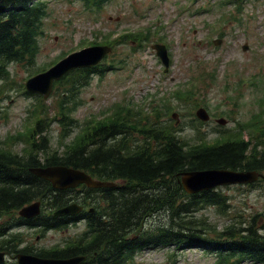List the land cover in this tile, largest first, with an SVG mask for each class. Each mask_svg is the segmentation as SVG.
<instances>
[{
    "label": "trees",
    "instance_id": "obj_1",
    "mask_svg": "<svg viewBox=\"0 0 264 264\" xmlns=\"http://www.w3.org/2000/svg\"><path fill=\"white\" fill-rule=\"evenodd\" d=\"M84 1L99 9L110 0ZM46 15L47 5L42 0L0 2V76H5L4 66L12 62L34 63ZM127 38L138 44L144 40L131 33L115 42ZM112 68H115L113 60L70 71L55 83L54 116L50 119L35 116L28 126L26 147L14 151L0 146V251L42 257L86 255L88 260L81 264H125L136 250L149 246L154 239L155 244H179L190 243L192 237H198L213 240L218 264H240L246 259L264 264V233H261L264 214L253 213L244 221L229 224L217 232L195 213L209 206L225 212L230 204L229 196L220 189L188 194L178 181V173L186 170L221 167L264 170V121H258L255 115L241 122L238 131L213 142L196 143H188L171 125L140 121L139 111L128 106L113 109L95 123L80 127L72 116L78 92L89 83L92 73L101 76ZM55 119L61 125L60 139L74 126L80 127L81 132L68 141L58 138L55 147L48 133L49 121ZM243 132L250 138H244ZM46 165L70 166L97 179L117 182L100 188L81 185V197L69 193L73 190L53 189L48 181L30 171ZM78 198L87 209L94 210L78 214V218H88V236L85 232L78 239L66 241V246L52 248L23 245V234L16 232L15 226L41 224L45 229L60 228L77 220L51 213L24 219L17 214L23 205L41 199L47 205L58 207ZM150 218L163 221L157 225L150 223L141 231V226ZM199 226L200 230L208 227L204 232H212L214 236L197 235Z\"/></svg>",
    "mask_w": 264,
    "mask_h": 264
},
{
    "label": "rangeland",
    "instance_id": "obj_2",
    "mask_svg": "<svg viewBox=\"0 0 264 264\" xmlns=\"http://www.w3.org/2000/svg\"><path fill=\"white\" fill-rule=\"evenodd\" d=\"M44 1L48 14L39 36L35 63L12 64L10 79L15 83L2 85L3 80H0V146L21 151L27 145V132H24L30 122L27 123L26 118L33 113L34 116L45 113L43 108L28 112L36 100L24 95L18 87L36 67L41 69L62 53L89 46L94 39H111L125 31L146 32L148 40L141 46L136 41L116 45L114 59L119 68L107 71L101 78L92 76L78 93L80 101L73 117L80 122L92 118L89 123H95L104 112L115 108L116 102L131 101L140 105L144 115L150 118L162 113V121L169 122L171 112H176L175 119L184 128L182 134L194 139L197 133L190 123V113H194L196 105L207 104L212 117L199 129L211 140L218 136L217 128L233 127L235 120H247L252 113L262 117L264 0H111L101 10L88 8L83 0ZM220 31L221 43L212 44L214 38H220ZM158 39L169 51L170 65L166 72L151 48ZM244 43L248 45L245 50L242 49ZM239 77L244 81L241 84L236 83ZM175 89L182 93L183 100L173 97ZM54 102L53 95L45 101L50 111ZM128 105L133 107L132 103ZM171 106L176 109L163 115ZM220 116L226 119L222 126L215 122ZM59 128L58 122L50 125L49 136L55 147ZM80 132L81 128H75L69 135ZM243 136L250 138L248 134ZM261 172L264 174V170ZM262 180V185L256 188L223 187L230 203L225 212L209 206L197 211L195 216L219 232L253 213L264 214V178ZM161 221L151 218L147 224L157 225ZM83 229L84 222H79L50 230L44 237L38 229L21 228L20 231L25 235L24 244L38 248L63 244ZM203 229L199 226L196 234L214 236ZM155 242L156 239L150 244ZM212 242L194 238L190 244L145 248L135 252L126 264H214V252L204 248L213 245ZM2 257L6 262L13 261L10 254L4 253Z\"/></svg>",
    "mask_w": 264,
    "mask_h": 264
},
{
    "label": "water",
    "instance_id": "obj_3",
    "mask_svg": "<svg viewBox=\"0 0 264 264\" xmlns=\"http://www.w3.org/2000/svg\"><path fill=\"white\" fill-rule=\"evenodd\" d=\"M1 1V0H0ZM218 43L219 41H214ZM153 47L157 50V54L161 60L168 66V56L164 45L155 44ZM247 45H244L246 48ZM108 51V46H91L84 48L78 52L69 54L58 63L50 67L43 73L37 74L29 78L26 82L27 90L44 94L47 96L51 90L52 82L60 78L65 72L80 66H90L98 62ZM198 117L203 120L208 119V114L204 108L196 111ZM219 122L224 121L219 119ZM37 175L49 180L54 187L66 188L75 186L78 183H85L89 186L106 185V182L93 180L83 171L67 168L64 166H53L46 168L32 169ZM181 184L188 193H196L210 189L216 185L229 184L236 182H251L255 180L258 173L253 170H234L228 168H207L198 170H189L181 172ZM79 207L75 205L65 206L56 211V214H75L79 211ZM39 212V202H34L22 207L19 214L24 217H31ZM18 264H78L84 258L83 256H73L68 258H42L28 254L16 255Z\"/></svg>",
    "mask_w": 264,
    "mask_h": 264
}]
</instances>
